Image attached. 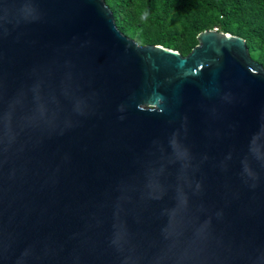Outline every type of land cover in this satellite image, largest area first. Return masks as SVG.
I'll return each instance as SVG.
<instances>
[{
    "label": "water",
    "instance_id": "water-1",
    "mask_svg": "<svg viewBox=\"0 0 264 264\" xmlns=\"http://www.w3.org/2000/svg\"><path fill=\"white\" fill-rule=\"evenodd\" d=\"M197 40L0 0V264H264V66Z\"/></svg>",
    "mask_w": 264,
    "mask_h": 264
},
{
    "label": "trees",
    "instance_id": "trees-1",
    "mask_svg": "<svg viewBox=\"0 0 264 264\" xmlns=\"http://www.w3.org/2000/svg\"><path fill=\"white\" fill-rule=\"evenodd\" d=\"M118 29L140 45L188 55L206 30L244 38L264 66V0H105Z\"/></svg>",
    "mask_w": 264,
    "mask_h": 264
}]
</instances>
